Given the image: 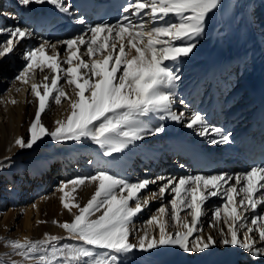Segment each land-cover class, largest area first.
<instances>
[{
	"label": "snow or ice",
	"instance_id": "6c2138e0",
	"mask_svg": "<svg viewBox=\"0 0 264 264\" xmlns=\"http://www.w3.org/2000/svg\"><path fill=\"white\" fill-rule=\"evenodd\" d=\"M17 3L22 7L50 3L66 14L71 8L67 0H17ZM220 3L221 0H127L123 12L128 15L114 24L95 23L86 33L56 43L44 40L24 51V67L15 80L23 84L31 81L30 90L38 107L28 135L17 138L15 144L21 149H31L46 136L56 142L88 138L106 149L104 155L110 156L146 135L163 132V123H148L147 118L153 116L161 121L187 119L185 126L198 127V135L219 137L209 143H228L231 133L209 126L199 111L190 116L173 111L174 89L180 75L166 63L193 53L197 39L205 31L207 18ZM170 15L178 20H168ZM136 17L148 20L137 23ZM78 23L85 21L80 19ZM33 35L31 29L18 24L0 25V36L4 37L0 40V58L13 53ZM60 46L66 49L63 58ZM37 70L40 73L48 70L51 75H44L43 81L37 83ZM62 80L74 86L73 95L60 86ZM50 100L57 105L67 100L70 109L65 119L54 122L53 130L42 122ZM179 103L183 105L184 101L181 99ZM4 166L5 162L0 161V169ZM88 182L94 185V192L85 204L81 206L74 197L69 199V185L74 192ZM151 183L160 184L158 192L141 201L142 190ZM59 190L63 208L69 213L76 208L77 212L71 222H53L79 243L57 248L53 242L60 237L47 233L43 241H8L13 251L37 259V264H121V255L137 248L150 251L160 246H176L184 253L195 254L217 243L237 246L253 258L264 257V161L235 175L221 171L158 176L136 182L98 169L91 175L62 181ZM168 192L173 194L169 203L162 204L147 220L153 226V234L135 229L134 219L152 199L162 198ZM212 197H223L222 204L214 210V222L209 225L218 231L219 239L212 233L205 235L199 224L203 207ZM183 211L187 215L182 218ZM170 224L174 231L169 230ZM140 231L143 234L138 235L137 243L130 242L133 233ZM256 235L259 246L253 238ZM49 244L53 245L50 254L45 251ZM95 249L103 250L102 254Z\"/></svg>",
	"mask_w": 264,
	"mask_h": 264
},
{
	"label": "bare ground",
	"instance_id": "6f19581e",
	"mask_svg": "<svg viewBox=\"0 0 264 264\" xmlns=\"http://www.w3.org/2000/svg\"><path fill=\"white\" fill-rule=\"evenodd\" d=\"M110 1L67 0L71 8L66 14L50 3H32L22 7L17 0H0V25L18 24L34 33L33 38L22 42L13 53L0 58V75L3 74L1 78H5V82L0 83V161L5 162L0 169V261L11 264L7 257L10 249L1 242L9 239L12 234L10 229L16 224L13 238L21 242L25 239L43 241L47 233L60 237L53 242L55 247L64 242L68 245L79 243L69 238L67 231L53 222H71L73 213H76L74 208L69 213L62 206V193L59 190L62 181L88 176L98 169H107L120 178L136 182L144 178L154 180L158 176L207 175L221 171L235 175L253 166L243 158L240 146L242 140L250 135L254 119L262 107L259 98L264 91V0H221L218 8L207 18L205 31L197 39L193 53L177 62H166L180 75L174 89L173 111H183L186 116L199 111L209 126L231 133L228 143H209L210 139L219 137L198 135V127L185 126L187 119L183 122L167 118L161 121L153 116L147 118L148 123H163V132L146 135L110 156L104 155L106 149L88 138L56 142L46 136L31 149H21L15 144L17 138L28 135L27 130L38 107L37 98L30 90L31 81L23 84L14 80L3 91L5 83L23 69L22 53L44 40L56 43L86 33L88 27L95 23L114 24L128 15L123 12L127 0H121V7L112 18L100 20L97 15L100 3ZM36 6H42L46 11L36 12ZM49 13L63 21L62 30L50 34L42 25ZM80 19H84L85 23H78ZM167 19L178 20L171 15ZM142 20H148V17L135 18L137 23ZM3 39L0 36V40ZM59 51L60 58H63L66 55L64 46H60ZM49 54L52 53L49 51ZM44 75L50 76L51 73L37 70L35 82L41 83ZM60 86L73 95L74 86H69L63 80ZM17 88L20 90L16 91ZM181 99L183 105L179 103ZM13 100L15 103H12ZM69 110L67 100H62L59 105L50 100L46 112L42 114V122L53 130L56 127L54 122L65 119ZM258 140L264 141V135L258 136ZM199 157L210 158L214 166L205 168L199 163ZM159 186V183L149 184L140 194L141 201L158 192ZM67 191L70 193L69 199L74 197L82 206L93 194L94 185L88 182L74 192L69 185ZM172 195L168 192L162 198L152 199L134 219V228L153 234V226L148 225L147 220L156 214L162 204H168ZM222 202L223 197H212L206 201L199 221L203 233H212L217 239L218 231L209 225L214 222L215 208ZM186 215V211L181 212L182 218ZM248 215L251 218V213ZM169 230H175L171 224ZM142 234L143 231L134 232L130 242L137 243L138 235ZM253 238L259 246L258 235ZM52 246L49 244L46 252ZM94 251L103 252L99 249ZM141 254L157 264H264V257L253 258L237 246H223L220 243L195 254L184 253L176 246H160L150 251L137 248L131 253L122 254L121 264H140L134 257Z\"/></svg>",
	"mask_w": 264,
	"mask_h": 264
},
{
	"label": "rangeland",
	"instance_id": "374dc122",
	"mask_svg": "<svg viewBox=\"0 0 264 264\" xmlns=\"http://www.w3.org/2000/svg\"><path fill=\"white\" fill-rule=\"evenodd\" d=\"M19 70H21V69L19 68ZM2 75L3 74L0 75V83H4L5 82V78H1ZM16 75H17V73H15L14 78H10V81H8V82L5 83V86H4V90L3 91H5L6 89H8V87L12 84V81L15 80V76ZM37 193L39 194V192H37ZM37 193H36V196L35 197H37V195H38ZM75 202L80 203L78 200L75 201ZM74 209L77 212V209L76 208H74ZM17 226H18V224L14 225L10 229V234L11 233L12 234H11V236H9V239L8 240H5V241H3L4 240L3 239L2 242H1V244L3 243V245H5L6 247H8L10 249V253H9V255H7L8 259H10V261H15V264H35V263H37V259L20 256L16 251H13V249L10 246V244H8V241L9 240H15V239H17V238H13V235H14L13 232L15 231V229L17 228ZM65 245H68V244H66L64 242V244H61L60 243V245H58L56 247L57 248H60V247H63ZM47 249L48 248H46L45 251H47ZM50 252H51V250L48 253L50 254ZM138 255H136L134 258H135V260L137 262H140V264H157L155 261L146 258L143 254H141L140 256H138ZM37 258H38V254H37Z\"/></svg>",
	"mask_w": 264,
	"mask_h": 264
},
{
	"label": "water",
	"instance_id": "95a60500",
	"mask_svg": "<svg viewBox=\"0 0 264 264\" xmlns=\"http://www.w3.org/2000/svg\"><path fill=\"white\" fill-rule=\"evenodd\" d=\"M38 9H39V8H38ZM38 9H37V10H38Z\"/></svg>",
	"mask_w": 264,
	"mask_h": 264
}]
</instances>
